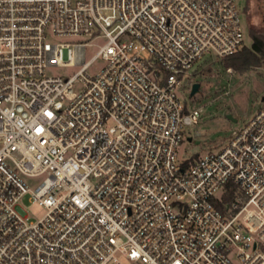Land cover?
<instances>
[{"label": "built area", "instance_id": "1", "mask_svg": "<svg viewBox=\"0 0 264 264\" xmlns=\"http://www.w3.org/2000/svg\"><path fill=\"white\" fill-rule=\"evenodd\" d=\"M245 37L237 0H0V264H264V105L179 157L200 112L178 86Z\"/></svg>", "mask_w": 264, "mask_h": 264}, {"label": "rangeland", "instance_id": "2", "mask_svg": "<svg viewBox=\"0 0 264 264\" xmlns=\"http://www.w3.org/2000/svg\"><path fill=\"white\" fill-rule=\"evenodd\" d=\"M237 3L246 32L245 45L250 47L252 38L249 28L264 32V0H237ZM78 41H89V38H80ZM105 43L106 39L99 38L93 42V46H88L86 60H90ZM102 64L101 60L94 62L88 73H94ZM80 68L53 66L47 68V74L72 77ZM190 73L178 86L177 94L188 109L198 110L200 117L196 125L186 129L185 138L179 147L181 159L203 157L221 150L233 133L240 130L264 105V63L260 67L236 71L225 68L221 59L205 56ZM196 83L199 84V90L191 96ZM74 91H81L80 84H75ZM44 178L26 179V182L34 190ZM29 198L30 193L23 197L20 205L26 212L27 220L37 222L45 216L47 208Z\"/></svg>", "mask_w": 264, "mask_h": 264}, {"label": "trees", "instance_id": "3", "mask_svg": "<svg viewBox=\"0 0 264 264\" xmlns=\"http://www.w3.org/2000/svg\"><path fill=\"white\" fill-rule=\"evenodd\" d=\"M249 33L252 38L250 47L244 46L237 53L221 59L225 68H232L236 71L248 69L251 67H260L264 63V32L255 28H249ZM198 156L190 158L189 162H194ZM235 188L229 184L223 196V203L219 202L217 207L221 211H225V206L231 204L235 197Z\"/></svg>", "mask_w": 264, "mask_h": 264}, {"label": "water", "instance_id": "4", "mask_svg": "<svg viewBox=\"0 0 264 264\" xmlns=\"http://www.w3.org/2000/svg\"><path fill=\"white\" fill-rule=\"evenodd\" d=\"M199 90V84H194L191 91V96L195 95ZM229 118H232V115H229ZM190 141L193 140V138H189Z\"/></svg>", "mask_w": 264, "mask_h": 264}]
</instances>
